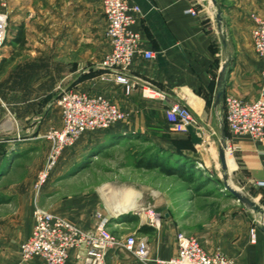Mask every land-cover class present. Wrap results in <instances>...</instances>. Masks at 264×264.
Here are the masks:
<instances>
[{
	"label": "crops",
	"instance_id": "0c3cea01",
	"mask_svg": "<svg viewBox=\"0 0 264 264\" xmlns=\"http://www.w3.org/2000/svg\"><path fill=\"white\" fill-rule=\"evenodd\" d=\"M10 1H13L11 12L15 20L0 50V59L5 60L0 74V96L14 114L15 122L0 125L1 131L10 134L0 136V143H4L0 152L2 177L14 174L16 155L36 151L41 146L48 149L42 136L52 127H61L60 111L55 116L54 110L59 109L55 101L62 88L104 94L127 117L106 130L81 136L73 147L63 151L58 165L74 166L111 138L135 133L149 137L163 149L178 147L183 156L206 168L195 156L204 142L193 145L188 132L172 131L165 112L174 102L188 107L203 133V141L206 135L215 134L216 126H219L220 136L222 127L225 128L219 109L213 104L217 77L226 55L221 49L213 9L209 5L202 0H125L140 8L133 13L132 26L140 34V52L128 69L131 88L126 91L123 84L115 81L113 72L97 68L110 50L101 0ZM232 1V6L222 10L231 56L224 95L253 101L258 97L262 65L253 50L251 11L258 9L257 12L264 13V0ZM12 5L10 2L9 7ZM191 8L196 11L195 15L188 13ZM17 25L25 29L23 48L10 41ZM16 51H19L17 57ZM143 51H152L154 57L146 58ZM143 83L161 92L163 98L144 99L140 90ZM225 130L226 138L237 146L234 158L231 157L234 162L231 172L249 196L259 200L264 208V189L254 184L256 180H264V137L259 141L233 135L227 126ZM186 142L192 146L183 149L182 144ZM215 148L213 141L212 154ZM36 168L28 166L24 174L0 187V264H44L38 257L23 261L19 253L20 243L32 231L34 205H42L44 198L50 199L49 211L83 230L93 228L94 212L105 205L102 193L83 200L62 199L58 190L48 189V182L37 199L32 181ZM248 211L240 204L232 213L217 214L211 220L195 218L193 229L188 223L185 231L196 237L208 252L220 251L240 264H264V231L257 227ZM121 215L127 213L118 210L117 216ZM140 221L139 233L149 243L150 260L142 262L124 249L114 248L106 254V264H165L156 260H168L176 255V233L184 228L181 223L166 216L155 230L142 218ZM253 226L255 241L250 238ZM66 264H77L74 249L69 251Z\"/></svg>",
	"mask_w": 264,
	"mask_h": 264
},
{
	"label": "built area",
	"instance_id": "2783aa9c",
	"mask_svg": "<svg viewBox=\"0 0 264 264\" xmlns=\"http://www.w3.org/2000/svg\"><path fill=\"white\" fill-rule=\"evenodd\" d=\"M6 8V0H0ZM106 20L105 35L110 50L99 61L97 68L114 73L116 82L123 84L126 91L131 88L127 76L134 56L139 50L140 34L133 30V13L140 11L138 5L131 6L125 0H101ZM188 13L195 15L191 8ZM252 45L261 62L258 97L246 101L227 94L223 98L222 120L229 132L249 136L261 141L264 137V13H253ZM9 38L8 13L0 12V50ZM146 58L154 57L152 51H143ZM144 99L163 98V94L149 84L140 87ZM61 115V127L50 128L42 136L48 143V154L42 168L37 172L33 191L39 196L43 186L57 167L65 149L73 147L81 136L106 130L126 119V113L106 95L89 94L73 88L59 89L55 101ZM170 128L174 132H187L189 125L197 127V120L185 105L174 102L165 112ZM237 146L225 139V153L234 158ZM255 186L264 189V180H256ZM143 222L158 230L161 215L153 206H143L135 210ZM94 226L83 230L38 203L33 209V227L30 236L20 243L19 253L23 261L40 258L44 264H66L69 251H76L77 264H106V254L114 248H122L142 262L150 260V246L143 237L127 235L118 238L109 229V218L101 211L93 214ZM250 238L255 241V228L250 229ZM177 252L168 260L157 259L165 264H240L236 259L220 251H206L198 239L184 232L176 233Z\"/></svg>",
	"mask_w": 264,
	"mask_h": 264
},
{
	"label": "rangeland",
	"instance_id": "374dc122",
	"mask_svg": "<svg viewBox=\"0 0 264 264\" xmlns=\"http://www.w3.org/2000/svg\"><path fill=\"white\" fill-rule=\"evenodd\" d=\"M10 2L12 5L13 1L6 0V8H2L0 3V12L8 13V32L13 27L11 22L15 20L11 12L13 5L11 8L9 7ZM202 2L213 9L210 0H202ZM217 2L222 8L221 10L228 9L234 3L232 0H217ZM257 10L252 9L251 15L259 13ZM18 53L19 51L14 52L15 57L18 56ZM3 58L0 59V65L3 64ZM12 59L11 56L10 60ZM4 103L6 102L0 96V125L8 126V121L14 124L15 116ZM54 112L55 116H58L59 109L56 108ZM214 131L213 136L206 135L200 151L195 154L206 166L205 170L202 169V163L198 164L195 160L186 158L188 164L195 166L198 170L202 169V173H195L192 180H186L177 175H165L158 169L146 170L134 167L135 156L152 148L150 143L152 140L141 134L127 133L119 137L115 136L107 143H102L94 150V153L85 157L82 162H76L74 166L68 167L66 163H60L46 183L48 182V189L58 190L59 197L70 201L88 199L90 196L99 197V194L102 193L105 196V205H100L97 210L109 218L108 229L118 238L127 235L137 238L142 236L139 233L142 229L141 218L135 215L134 211H130L127 215H121V217L117 216L118 210L115 205L126 201L135 202L139 208L153 206L162 218L167 216L176 223H181L184 226L181 232L187 234L185 230H187L188 223L193 229L195 218L211 220L217 214L232 213L235 208L240 206V203L232 198L223 185L217 148L213 154L210 151L213 141L216 145L218 143L219 126H216ZM8 135H10L8 131L0 130V136ZM124 137H127L126 141H122ZM146 138H149V141ZM152 143L155 144L153 141ZM182 145L183 149H187V146ZM3 146L4 143H0V152H2ZM164 150L171 152L168 149ZM47 154L48 149L41 146L36 151L26 152L20 156L16 155L13 162L14 174L5 178L1 174L0 187L24 174L28 166H37L35 169V174H37L42 168ZM94 154L96 155L94 156ZM178 157L180 160H185L181 156ZM35 174L32 177L33 183L36 178ZM229 180L231 185L249 196L247 190L237 182L233 172L229 173ZM49 200V198H44L42 205H39L49 210ZM255 201L263 207L259 200L255 199ZM248 212L255 224L256 222L260 223V225L256 224L257 227H264V216ZM130 217L135 218L129 220ZM185 218L189 220L184 221Z\"/></svg>",
	"mask_w": 264,
	"mask_h": 264
},
{
	"label": "water",
	"instance_id": "95a60500",
	"mask_svg": "<svg viewBox=\"0 0 264 264\" xmlns=\"http://www.w3.org/2000/svg\"><path fill=\"white\" fill-rule=\"evenodd\" d=\"M213 7V18L216 24L219 41L221 45V49L223 53L226 55V59L220 69V72L217 77L216 88L214 93V107L219 109L220 116L223 115V98L225 94V84L226 78L230 67L231 56L228 51V43L225 32V24L222 16V10L217 2V0H210ZM186 131L190 135V141L193 145H201L203 143V133L202 131L192 125L186 127ZM225 128L221 129V136L217 148L218 160L220 162L221 167V178L223 181V185L228 193L237 200L244 208L247 210L264 216V208L259 205L253 198L242 192L240 189L232 186L229 180L228 167L226 162V153H225ZM257 225H260L259 222H256ZM260 228L264 231V227L260 226Z\"/></svg>",
	"mask_w": 264,
	"mask_h": 264
},
{
	"label": "trees",
	"instance_id": "16d2710c",
	"mask_svg": "<svg viewBox=\"0 0 264 264\" xmlns=\"http://www.w3.org/2000/svg\"><path fill=\"white\" fill-rule=\"evenodd\" d=\"M10 41L12 44L18 45L19 48H23L25 46L26 38H25V29L23 25H17L15 33L13 34L12 39ZM3 62H5V60H2V63ZM2 69H3V64L0 65V71H2ZM224 126L226 128L225 123H224ZM119 136L121 135H118V137ZM226 136H227V132H226ZM126 139L127 137H124L122 138V141H126ZM147 139L149 141V138H146V140ZM150 143H151L152 148L144 150L139 155L135 156L136 159L133 163L134 167L140 168V169H146V170L158 169L162 174L177 175L186 180H192L195 173L197 172L202 173V169L205 170V168L198 170L195 168V166L188 164L189 162L187 161V159L189 160H194V159L183 156L182 150L179 149L178 147H176L175 150H171V152H168V151H165L163 148H159L158 146L153 144L152 141H150ZM183 144L184 146H187V147L192 146L188 142L183 143ZM172 151H175L176 153H173ZM178 156L185 158V160L183 159L180 160Z\"/></svg>",
	"mask_w": 264,
	"mask_h": 264
},
{
	"label": "bare ground",
	"instance_id": "6f19581e",
	"mask_svg": "<svg viewBox=\"0 0 264 264\" xmlns=\"http://www.w3.org/2000/svg\"><path fill=\"white\" fill-rule=\"evenodd\" d=\"M219 140V139H218ZM231 155L227 153L226 155V162H227V167H228V173L231 172V170L234 167V162L231 159ZM233 186V185H232ZM117 206V207H116ZM115 208L119 210L121 213L126 214L129 213L132 210H136L135 202H123V203H118L115 205ZM139 208V207H138ZM135 212V211H134ZM117 213V212H116Z\"/></svg>",
	"mask_w": 264,
	"mask_h": 264
}]
</instances>
